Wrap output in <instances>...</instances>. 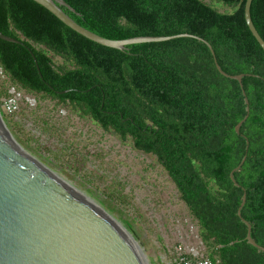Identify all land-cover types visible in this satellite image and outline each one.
<instances>
[{
    "label": "trees",
    "instance_id": "1",
    "mask_svg": "<svg viewBox=\"0 0 264 264\" xmlns=\"http://www.w3.org/2000/svg\"><path fill=\"white\" fill-rule=\"evenodd\" d=\"M64 1L79 15L62 10L99 36L196 35L225 73L243 74L242 87L220 75L210 50L195 39L119 51L80 36L32 0H0V32L26 46L0 39V68L10 84L70 105L154 156L197 221L213 264H264L237 215L244 190L240 215L264 247V52L246 26L245 0H218L229 13L202 0ZM250 16L264 41V0H252ZM242 92L249 114L236 134L245 115ZM244 155L233 174L236 186L230 172Z\"/></svg>",
    "mask_w": 264,
    "mask_h": 264
},
{
    "label": "rangeland",
    "instance_id": "2",
    "mask_svg": "<svg viewBox=\"0 0 264 264\" xmlns=\"http://www.w3.org/2000/svg\"><path fill=\"white\" fill-rule=\"evenodd\" d=\"M202 1L221 13L232 10L218 0ZM52 57L56 65L64 64L60 57ZM9 87L0 71V92L7 93ZM19 91L35 104L23 102L13 115L0 107L14 140L113 218L133 239L145 264H172L177 245L208 255L197 221L154 156L135 150L129 138L123 141L103 130L70 105Z\"/></svg>",
    "mask_w": 264,
    "mask_h": 264
},
{
    "label": "water",
    "instance_id": "3",
    "mask_svg": "<svg viewBox=\"0 0 264 264\" xmlns=\"http://www.w3.org/2000/svg\"><path fill=\"white\" fill-rule=\"evenodd\" d=\"M50 12L69 29L101 46L123 51L134 44L165 42L191 38L204 43L214 57L211 46L202 38L182 33L165 37H133L114 40L99 36L77 24L61 7L79 15L64 0H32ZM252 0H245L244 20L253 38L264 52V41L255 29L251 16ZM0 39L26 47L21 40L0 32ZM30 55L36 63L34 55ZM216 70L225 78L237 80L242 87L243 74L229 75L217 64ZM40 75L39 68L36 66ZM52 89L51 87H49ZM68 90L55 91L62 95ZM245 115L235 125L239 134L249 114L244 92ZM248 142H246V149ZM244 155L230 172L233 178L245 161ZM246 200L243 190L238 217L245 224V240L264 254V247L250 236L251 225L242 219L241 207ZM0 264H145L138 247L120 225L75 188L24 151L8 131L0 112Z\"/></svg>",
    "mask_w": 264,
    "mask_h": 264
},
{
    "label": "built area",
    "instance_id": "4",
    "mask_svg": "<svg viewBox=\"0 0 264 264\" xmlns=\"http://www.w3.org/2000/svg\"><path fill=\"white\" fill-rule=\"evenodd\" d=\"M1 74L5 75L0 68ZM33 106L35 100L24 97L16 85L10 84L7 95L1 100V110L6 115H13L20 110L22 103ZM172 264H213L208 256L199 253L197 248L177 245L172 252Z\"/></svg>",
    "mask_w": 264,
    "mask_h": 264
}]
</instances>
